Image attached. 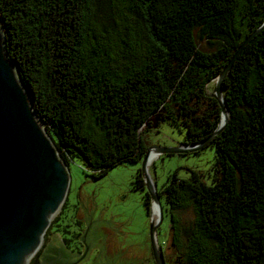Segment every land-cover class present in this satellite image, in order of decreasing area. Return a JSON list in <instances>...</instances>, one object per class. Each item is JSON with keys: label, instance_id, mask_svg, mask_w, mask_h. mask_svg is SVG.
Returning a JSON list of instances; mask_svg holds the SVG:
<instances>
[{"label": "trees", "instance_id": "trees-1", "mask_svg": "<svg viewBox=\"0 0 264 264\" xmlns=\"http://www.w3.org/2000/svg\"><path fill=\"white\" fill-rule=\"evenodd\" d=\"M0 22L59 157L97 179L142 161L144 131L165 120L185 130L181 145L211 136L221 107L209 84L264 23V0H0ZM221 87L228 121L208 144L211 184L191 171L155 187L170 212L165 264H264V28ZM136 184L144 189L141 170ZM145 206L150 215L147 193Z\"/></svg>", "mask_w": 264, "mask_h": 264}, {"label": "water", "instance_id": "water-1", "mask_svg": "<svg viewBox=\"0 0 264 264\" xmlns=\"http://www.w3.org/2000/svg\"><path fill=\"white\" fill-rule=\"evenodd\" d=\"M263 28L264 23L245 38L219 75L212 80L215 88L211 96L219 103L221 115L211 136L193 146L150 148L141 161L144 189L150 198L149 238L154 264H165L156 235L163 220V210L155 185L146 169L149 152L155 150L158 156L195 152L207 146L222 131L228 121V115L221 121L222 115L228 114L222 96V81L244 47ZM15 73L14 64L7 56L4 34L0 29V264L26 263V258L38 246L48 219L57 209L61 198L63 204L68 182L66 165L64 163L65 177L56 156L57 148L40 125L42 123H39L40 120L32 108L30 97ZM153 204L157 209L154 221L151 217ZM79 219L87 227L80 238L84 245L83 255H72L68 258L54 235L40 257V264H55L58 261L80 264L93 248H98L99 253L91 264H121L126 258L132 259L107 245L104 237L113 227L107 222L91 221V214L87 215L86 207L81 204Z\"/></svg>", "mask_w": 264, "mask_h": 264}, {"label": "rangeland", "instance_id": "rangeland-1", "mask_svg": "<svg viewBox=\"0 0 264 264\" xmlns=\"http://www.w3.org/2000/svg\"><path fill=\"white\" fill-rule=\"evenodd\" d=\"M0 25L4 34L1 22ZM213 87L214 81L208 87L211 92L214 91ZM184 136V129L180 130L166 120L143 133L148 149L179 147L184 142ZM214 154L213 145L185 154H160L153 161V166H150L149 175L157 190L167 183L168 177L174 172L180 179H190L191 171H197L201 180L210 185ZM66 169L68 182L64 202L44 235L40 248L42 253L55 235L64 250L72 255H83L84 245L80 238L87 227L85 222L79 219L81 204L86 207L87 215L91 214V221L107 222L113 227L104 237L110 248L125 253L132 259H142L143 256L150 258V215L145 206L146 190L137 188L136 184L141 161L117 164L97 179H94L78 160H69ZM177 215L183 223L192 218L190 210L179 211ZM169 218L170 212L166 210L156 232L157 243L162 247L166 259L171 255ZM98 253L99 249L93 248L80 264H91Z\"/></svg>", "mask_w": 264, "mask_h": 264}, {"label": "bare ground", "instance_id": "bare-ground-1", "mask_svg": "<svg viewBox=\"0 0 264 264\" xmlns=\"http://www.w3.org/2000/svg\"><path fill=\"white\" fill-rule=\"evenodd\" d=\"M0 26H1V25H0ZM0 29H1V27H0ZM15 74H16V73H15ZM16 77H17V75H16ZM17 79H18V77H17ZM226 115H228V114L224 113V114L222 115V117H221V121H223V119L226 117ZM37 120H38V119H37ZM38 121H39V120H38ZM39 123H40V121H39ZM40 125L42 126L43 130H45L44 127H43V125H42V124H40ZM52 144H53V143H52ZM56 156H57V158H58V160H59V162H60V164H61V166H62V168H63V170H64V174H65L66 169H65V166H64V162H63V160L59 157L58 153L56 154ZM157 156H158V154H157V152H156L155 150H151V151L149 152L148 159H147V162H146V169H147L148 173H149V168H150V166L152 165L153 161L155 160V158H156ZM65 177H66V174H65ZM62 197H63V195H62ZM61 205H62V198H61V200H60V203H59L57 209H56V210L53 212V214L49 217L48 222H47V225H46V227H45L43 233L41 234V236H40V238H39L38 246L35 248V250L32 252V254L26 258V263H25V264H28V263L30 262V260H31V257L33 256V254L36 253L38 250H40V248L42 247V244H43V241H44V235H45V233H46V231H47V228H48L47 226H49V225L51 224V222L53 221V219L55 218V216L57 215V213L60 211ZM156 214H157V209H156L155 204H153L152 207H151V217H152V220H153V221L155 220L154 218L156 217Z\"/></svg>", "mask_w": 264, "mask_h": 264}, {"label": "flooded vegetation", "instance_id": "flooded-vegetation-1", "mask_svg": "<svg viewBox=\"0 0 264 264\" xmlns=\"http://www.w3.org/2000/svg\"><path fill=\"white\" fill-rule=\"evenodd\" d=\"M64 252L67 253L68 258L72 257V254L69 253L68 251L65 250ZM133 263L135 264H154L152 251L150 252V258H147L146 256H143L142 259L138 257L137 258L133 257V259L126 258L124 259V261L121 262V264H133ZM47 264H51V263H47ZM55 264H66V262L62 261L61 263H59L58 261V263H55ZM93 264H96V262H94Z\"/></svg>", "mask_w": 264, "mask_h": 264}]
</instances>
